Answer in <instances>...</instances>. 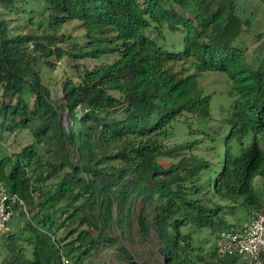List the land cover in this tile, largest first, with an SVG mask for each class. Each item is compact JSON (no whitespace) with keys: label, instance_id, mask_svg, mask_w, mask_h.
Returning <instances> with one entry per match:
<instances>
[{"label":"trees","instance_id":"obj_1","mask_svg":"<svg viewBox=\"0 0 264 264\" xmlns=\"http://www.w3.org/2000/svg\"><path fill=\"white\" fill-rule=\"evenodd\" d=\"M19 3H38L41 12L27 16L24 34L0 21V136L26 131L32 140L0 161V182L35 212L30 264H65L100 246L130 261L122 243L134 223L144 237L154 230L164 264H194L204 260L195 230L217 239L235 231L238 213L249 217L264 204V186L257 187L258 178L264 182V51H245L248 21L234 0L214 8L209 0H0L9 12ZM70 22L81 24L87 41L62 49L57 33ZM65 56L77 62L79 81L64 82L62 101H53L39 67L55 68L52 58ZM104 56L113 59L79 67ZM179 63L229 82L225 128L213 132L222 145L214 164L163 159L192 146L161 141L181 129L183 115L210 118L208 96L185 100L193 77L172 69ZM119 107L120 118L107 121L105 113ZM64 111L72 128L60 122ZM217 256L215 246L207 264L241 260Z\"/></svg>","mask_w":264,"mask_h":264},{"label":"rangeland","instance_id":"obj_2","mask_svg":"<svg viewBox=\"0 0 264 264\" xmlns=\"http://www.w3.org/2000/svg\"><path fill=\"white\" fill-rule=\"evenodd\" d=\"M211 7L218 4L228 5L230 0H209ZM238 6L240 13H242L245 20L248 21V33L242 35L245 43V51L248 55H256L264 51V0H234ZM41 12V6L38 3H19L14 12L3 6H0V21L5 20L11 29V33L24 34L29 32L27 24V16ZM33 30V29H32ZM36 29L34 28L33 31ZM168 37V35H167ZM84 29L79 22H70L65 24L57 33V46L62 49H67L75 43L80 45L85 43ZM179 39L174 41L178 44ZM55 68H48L45 64L39 67V73L42 79L43 86L50 92V98L53 101H62V88L64 82L71 80L79 81V72L75 69V64L72 58L67 56L57 60L52 58ZM112 57H101L98 59L81 60L79 64L80 69H94L101 65L110 63ZM172 69L179 75L193 77L192 86L185 96L186 101H191L197 97L208 96L210 99V118L200 122L198 115L185 114L180 118L178 125L181 129H176L168 139H163L165 147H171L177 144L192 143L191 148L184 151L182 155L177 158H163L166 164L176 163L183 157L188 159L192 157L205 158L210 164H214L217 159L215 154L222 145L218 143V139L213 140V132H223L224 117L229 112L231 107L232 97L230 96V85L227 78L223 75L208 72L198 71L194 66L184 65L182 63L172 66ZM122 108H112L105 113L106 119L109 122H115L121 116ZM184 121V122H183ZM60 122L66 128H72V119L69 113L64 111L61 113ZM206 122V123H205ZM31 135L26 132L4 133L0 136V161L7 156H12L19 153L21 149L31 142ZM263 147V146H262ZM264 148V147H263ZM188 166L195 165L192 161H188ZM263 178H258L257 187L264 186ZM24 215L21 211L17 216H14L6 225V230L0 232V264L14 263L30 264L32 257V247L26 242V239L32 236L29 230V225L33 220L35 212L26 207ZM116 210V209H115ZM141 210V205L137 201L133 206L134 213ZM117 211V210H116ZM243 213H238L231 223L236 225L235 231L241 230L247 223L248 215L243 216ZM55 238L59 234L54 235ZM193 237L197 241L196 247L200 251L195 250L196 253L201 254L204 260H194V264H207L210 261V253L215 251L216 238L211 236L208 230H195ZM157 235L152 230L150 237H144L140 234L137 223H134L132 228L126 234L122 245L128 250L132 256V260L128 261L118 255L115 247L100 246L99 249L89 256L82 259L77 258L73 260H66L65 264H164V259L159 253L157 246ZM221 257L217 256V260ZM206 260V261H205ZM233 264H243L242 260Z\"/></svg>","mask_w":264,"mask_h":264},{"label":"built area","instance_id":"obj_3","mask_svg":"<svg viewBox=\"0 0 264 264\" xmlns=\"http://www.w3.org/2000/svg\"><path fill=\"white\" fill-rule=\"evenodd\" d=\"M18 211H26L24 202L0 182V232ZM215 246L220 256L239 257L243 264H264V204L250 212L241 230L222 231Z\"/></svg>","mask_w":264,"mask_h":264},{"label":"water","instance_id":"obj_4","mask_svg":"<svg viewBox=\"0 0 264 264\" xmlns=\"http://www.w3.org/2000/svg\"><path fill=\"white\" fill-rule=\"evenodd\" d=\"M159 252H161V250H159Z\"/></svg>","mask_w":264,"mask_h":264}]
</instances>
